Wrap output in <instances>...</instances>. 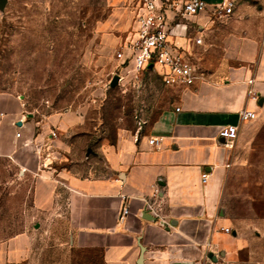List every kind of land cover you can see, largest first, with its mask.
<instances>
[{"label":"crops","instance_id":"0c3cea01","mask_svg":"<svg viewBox=\"0 0 264 264\" xmlns=\"http://www.w3.org/2000/svg\"><path fill=\"white\" fill-rule=\"evenodd\" d=\"M163 1L171 5L169 23L181 25L175 43L199 75L189 87H173L179 90L173 108L103 144L101 167L79 175L60 166L61 141L47 129L66 132L76 118L39 125L19 98L0 94V155L31 178L39 213L65 221L70 251L96 254L102 264H254L220 198L241 131L264 123V0H234L227 18L214 16V0H205L207 10L188 19L175 14L183 0ZM244 109L256 118L240 121ZM225 125L238 127L230 147L218 135ZM151 138L160 140L158 147ZM147 203H154L157 218L146 212Z\"/></svg>","mask_w":264,"mask_h":264},{"label":"rangeland","instance_id":"374dc122","mask_svg":"<svg viewBox=\"0 0 264 264\" xmlns=\"http://www.w3.org/2000/svg\"><path fill=\"white\" fill-rule=\"evenodd\" d=\"M132 17L126 0H7L0 11V94L19 98L39 125L76 118L66 132L47 129L61 141L60 166L79 175L101 167L103 144L176 105L179 90L165 86L156 71L108 86ZM235 152L220 207L247 240V259L264 264V123L243 128ZM70 259L102 264L96 254L70 251L65 221L39 213L31 178L0 155V264Z\"/></svg>","mask_w":264,"mask_h":264},{"label":"built area","instance_id":"2783aa9c","mask_svg":"<svg viewBox=\"0 0 264 264\" xmlns=\"http://www.w3.org/2000/svg\"><path fill=\"white\" fill-rule=\"evenodd\" d=\"M132 10L131 31L121 41L114 52V61L119 69V82L129 75L137 76L139 73L156 71L165 86L189 87L199 78L198 69L187 57L181 46L175 43V38L181 29L179 23L171 25L167 18V9L163 0H126ZM211 13L218 18H227L232 14L234 0H214ZM175 8V7H174ZM208 3L205 0H183L175 14L183 19L198 16L206 11ZM149 66H151L149 68ZM258 97L252 93L251 100L257 101ZM178 111V108L175 109ZM256 118L254 111L246 109L239 112L240 121H252ZM219 137L225 145L231 146L237 139L238 127L225 125L219 132ZM19 138L20 133L16 132ZM50 137L55 138L56 133L51 131ZM158 138L149 139V144L158 147ZM208 175L201 174V183L206 184ZM147 213L158 217V210L154 203L145 205ZM128 214V207H123L121 215ZM228 232V229H224Z\"/></svg>","mask_w":264,"mask_h":264},{"label":"water","instance_id":"95a60500","mask_svg":"<svg viewBox=\"0 0 264 264\" xmlns=\"http://www.w3.org/2000/svg\"><path fill=\"white\" fill-rule=\"evenodd\" d=\"M6 1L7 0H0V11L1 10H3V8H4V6H5V4H6ZM151 66H149V68H150ZM119 83V76L118 75H113V77L111 78V80H110V82H109V87L110 88H113L114 86H116L117 84ZM261 103H259V105H260ZM20 123L19 122H17V126L19 125ZM145 219H151L152 221H155V218H153V217H150V216H146L145 217ZM160 224L162 225V226H165V223H163V222H160ZM210 257H211V255H209Z\"/></svg>","mask_w":264,"mask_h":264}]
</instances>
